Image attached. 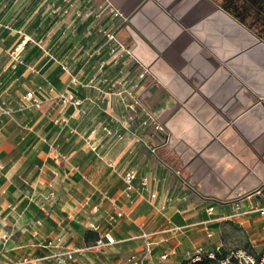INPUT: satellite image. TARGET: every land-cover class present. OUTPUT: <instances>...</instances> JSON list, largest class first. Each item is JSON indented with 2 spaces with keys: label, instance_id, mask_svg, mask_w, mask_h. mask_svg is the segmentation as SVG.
<instances>
[{
  "label": "crops",
  "instance_id": "crops-1",
  "mask_svg": "<svg viewBox=\"0 0 264 264\" xmlns=\"http://www.w3.org/2000/svg\"><path fill=\"white\" fill-rule=\"evenodd\" d=\"M104 1L128 17L116 34L154 77L142 103L167 142L143 144L104 37L60 21L61 0H0V264H133L142 231L146 264H181L264 206V44L211 0ZM27 91L40 105L20 112Z\"/></svg>",
  "mask_w": 264,
  "mask_h": 264
},
{
  "label": "built area",
  "instance_id": "built-area-1",
  "mask_svg": "<svg viewBox=\"0 0 264 264\" xmlns=\"http://www.w3.org/2000/svg\"><path fill=\"white\" fill-rule=\"evenodd\" d=\"M106 5L109 6L115 13L116 15L120 18L119 25L115 27V31L105 33L107 43H113L114 46H119L124 48L126 46V54L130 60H134L132 57V47L124 44L121 40L118 39L117 37V30L119 29L120 26L125 24L128 21V17L119 11L117 8H113L107 1H105ZM134 63H136V68H137V83H132L129 86L121 85V104L123 105L125 109V116L126 120L129 121V123L134 127L135 129H141L144 130L146 128H150L151 136L153 141L155 142L154 145L152 144H147L144 142L143 144L147 147V149L151 150V152L155 153L157 147H162L165 145L167 142L168 136L166 134V131L163 127V124L160 119L156 115H154L147 107L142 103L145 98H148L150 95V86L153 81L151 73H149L148 68L142 66L139 64L138 61L134 60ZM149 76H151V80H148ZM141 85V89H143L142 93L139 94L138 89H135V87ZM63 102L62 103H74L76 104L77 102L73 99V96L67 97L63 96L62 97ZM23 105L26 104L25 107H38L40 105V100L34 95L33 92L27 91L25 97L23 98L22 101ZM21 109V108H20ZM62 157V156H61ZM63 158V157H62ZM1 170V169H0ZM176 175L178 176V179L180 180V183L184 181L180 174L176 172ZM133 175L132 173L125 174L123 177V181H125L126 184V191L127 193L131 192L134 190L133 188ZM143 185H146V180H143ZM151 197H155L154 194H151ZM164 206H161L160 209H163ZM213 208H209L208 212H212ZM249 213H256L259 216H261L264 220V206L256 209V208H249L243 211V213H234L232 214L229 218H239L243 217L244 214H249ZM120 217V214L118 215ZM262 233L264 234V223L261 227ZM143 241H144V250L138 254L137 257H132V263L133 264H146L145 260L147 257L151 254L153 250V243L149 241L150 239V234L146 231H142L140 236H139ZM61 238H56L55 242L58 243L60 242ZM106 239L108 241H111V238H109L108 234L106 236ZM78 251L77 250H69V251H61L54 253L51 255V258L55 260L56 264H70L71 261H74V254ZM196 255L191 257L190 263L187 264H202L201 263V254L200 251L195 253ZM163 259L166 258V256H162ZM205 259L208 260L207 263L205 264H264V248L260 251V255L256 257L253 253L247 251L246 249H235L231 250L227 256L224 258H217L216 254L214 252H208L205 255Z\"/></svg>",
  "mask_w": 264,
  "mask_h": 264
},
{
  "label": "rangeland",
  "instance_id": "rangeland-1",
  "mask_svg": "<svg viewBox=\"0 0 264 264\" xmlns=\"http://www.w3.org/2000/svg\"><path fill=\"white\" fill-rule=\"evenodd\" d=\"M62 5H54L51 9L55 10L60 16V21L78 25L85 24L83 28L87 35L93 39L104 37L105 47L107 48L108 56L111 62V71H116L118 85L129 86L132 83H137V68L135 63L130 60L125 52L127 49L119 46H114L113 43H107L105 33L109 34L115 31V27L119 25L120 18L116 13L106 5L104 0H61ZM116 84V83H115ZM139 94L142 93L141 85L135 87ZM23 98L17 99V106L21 108L20 112H25L29 107H25L22 103ZM257 217H255L256 219ZM244 218H234L233 220L224 223L223 236L220 240H214L213 247L217 258H224L231 250L246 249L253 253L256 257L260 255V251L264 248V234L258 224L252 225L254 230L249 231L245 226ZM242 221V222H241ZM255 233V234H254ZM201 263L208 262L205 259V252L200 251ZM190 259L182 261L181 264H187ZM219 264V263H217Z\"/></svg>",
  "mask_w": 264,
  "mask_h": 264
},
{
  "label": "flooded vegetation",
  "instance_id": "flooded-vegetation-1",
  "mask_svg": "<svg viewBox=\"0 0 264 264\" xmlns=\"http://www.w3.org/2000/svg\"><path fill=\"white\" fill-rule=\"evenodd\" d=\"M264 44V0H211Z\"/></svg>",
  "mask_w": 264,
  "mask_h": 264
},
{
  "label": "trees",
  "instance_id": "trees-1",
  "mask_svg": "<svg viewBox=\"0 0 264 264\" xmlns=\"http://www.w3.org/2000/svg\"><path fill=\"white\" fill-rule=\"evenodd\" d=\"M84 238L86 240V243L88 244H94L96 240H98V234L95 231H86L84 234ZM212 252H214L212 250ZM216 255H220L219 253H215ZM190 262V261H189ZM194 264V263H191Z\"/></svg>",
  "mask_w": 264,
  "mask_h": 264
}]
</instances>
